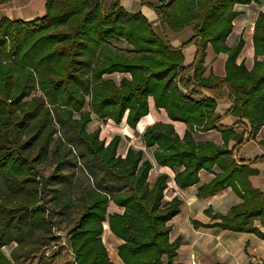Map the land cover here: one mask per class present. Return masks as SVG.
<instances>
[{"label":"trees","instance_id":"16d2710c","mask_svg":"<svg viewBox=\"0 0 264 264\" xmlns=\"http://www.w3.org/2000/svg\"><path fill=\"white\" fill-rule=\"evenodd\" d=\"M251 3L259 0L159 1L154 11L161 24L172 32L192 28L193 36L179 48L162 41L142 14L125 12L119 0L108 11L102 0H46L44 16L34 21L0 19V264H38L29 258L50 241L52 246L62 244L52 235L57 224L50 223L39 206L42 192L37 182V168L50 153L58 128L69 131L83 148L81 158L87 156L104 176L129 186L125 194H109L105 188L85 194L80 217L67 236L72 263L62 264H112L101 239L105 223L121 241L117 248L121 264H177L174 258L182 240L170 241L168 223L179 214L181 201L165 200L168 175L161 173L149 183L152 164L143 150L128 147L120 156L119 135L106 144L99 139V130L87 132L91 115L115 125L124 121L135 129L149 113V98L171 121L188 127L180 139L172 124L158 122L141 137L145 148L155 147L156 164L173 171L175 185L180 189L198 185L199 171L223 163L221 173L198 186V197L230 187L242 200L225 215L205 210L217 222L194 221L193 227L264 240V232L254 226L259 221L264 228V193L248 179L256 173L250 164L262 163L264 157L240 164L228 149L234 127L247 126L250 140L264 126V11L253 24L251 70L236 63L243 40L232 49L225 44L239 14L234 6ZM190 44L195 57L185 67L182 48ZM208 45L215 54H227L221 78L203 77ZM116 73L128 77L116 83L110 77ZM202 90L209 96H202ZM224 90L231 102L227 115L238 119L232 127L222 126V117L215 113ZM210 130L220 133L221 145L196 142L192 136L194 131ZM52 155L58 175L67 162L57 150ZM110 203L123 211L108 214ZM70 205L71 199L64 198L56 207L65 214ZM11 243L15 247L6 256L2 248Z\"/></svg>","mask_w":264,"mask_h":264},{"label":"crops","instance_id":"0c3cea01","mask_svg":"<svg viewBox=\"0 0 264 264\" xmlns=\"http://www.w3.org/2000/svg\"><path fill=\"white\" fill-rule=\"evenodd\" d=\"M115 1L116 0H102V7L104 11H108ZM159 1L166 3L168 0H119V5L127 13L142 14L151 25L154 33L162 41L168 43L173 48H179L193 36L192 28L188 27V30L183 32L184 34H180V32H172L166 25L161 24L154 11V6H156ZM45 2L46 0L2 1L0 2V19L5 18L10 21L19 20L23 22L34 21L44 16ZM253 5L256 4L251 3L250 5L234 6V10L239 14L233 20L232 31L225 42L226 46L232 49L237 44L238 40H243L244 45L236 59V63L240 64L242 62L249 70L253 68L255 62L252 47V32L253 24L256 20L258 12L248 16L249 13L247 10L251 9ZM260 11H264V9ZM182 31H184V29L181 30V32ZM245 31L246 35L243 34ZM246 43L251 45L247 53L244 51ZM195 52L196 49L192 44H190V46L185 45L182 48L183 65L185 67L191 65L195 57ZM205 53L206 55L203 62V77L208 78L211 74L216 77H223L225 75L224 67L227 54H215L210 45L207 46ZM114 75L120 76L119 80L123 76L128 77V75L117 73L111 75L110 77ZM200 94L202 96H209V94L203 90L200 91ZM230 106L231 102L228 99V91L224 90L221 97L217 99L215 108L216 115L222 117L220 124L224 127L235 126L238 122V119L234 116L227 115ZM142 120L144 121L142 122ZM142 120H140L141 122L139 121L140 123L136 125L135 129H130L123 121L124 131H126L125 133L136 132L138 134L139 145L134 146L133 144H130L128 147H132L135 150H143L145 158L151 162L152 169L148 175L149 183L152 184L155 178L161 173L168 175V187L165 191V198L166 200H170L173 197H177L181 201L179 214L184 212L183 216L185 220V227H183V225L180 226V224L177 227L176 224H173L176 220H178L176 216L168 223L171 225L169 239L170 241H173L177 237L181 238L182 241L180 247L185 245L186 251H189L188 264H264V240L258 239L255 235L222 231L216 228H194L192 225V222L194 221L200 224L216 223L217 221H213L205 215V210L209 208L212 209L214 214L225 215L231 207L242 202V200L237 197L235 192L230 187H227L221 192L206 198H199L197 195L198 186L209 183L216 174L221 173L223 163L221 166L215 165L210 171H199L198 185H194L186 189L178 188L174 182L173 171L167 167H160L156 164L153 159V151L155 147L150 149L145 148L141 137L144 130L148 126L158 122L163 124H172L180 139L183 138L188 127L183 123L171 121L167 117L164 110L155 109L151 98H149V113L145 116V118H142ZM243 122L245 124V121ZM234 132L235 138L229 141L228 149H232L234 151L233 156L237 163L247 164L256 158L264 157V146L260 144V142H264V126L259 130L255 139L248 140L249 130L247 126L242 128L234 127ZM126 136L130 137L129 134ZM192 136L196 142H210L215 145H221L223 143L220 133L216 130L206 132L194 131ZM240 139H242V143L237 145ZM124 154L122 156H124ZM249 167L250 169L256 171L254 175H251L248 178L251 186L264 193V162L250 164ZM108 208L111 209L110 214L121 213L123 211L121 208L116 207L113 203H110ZM254 226L261 232H264V228L261 227L259 221H255ZM110 233L111 232L108 229L107 223H105L103 225V233L101 235L102 242L112 264H121L117 255V248L121 244V241L114 236L116 238L115 240ZM187 234H189L188 237ZM186 258L187 256H185L182 260L187 261Z\"/></svg>","mask_w":264,"mask_h":264},{"label":"rangeland","instance_id":"374dc122","mask_svg":"<svg viewBox=\"0 0 264 264\" xmlns=\"http://www.w3.org/2000/svg\"><path fill=\"white\" fill-rule=\"evenodd\" d=\"M262 9H264V0H260L259 4L253 5L251 9L247 10L249 13L248 16L256 14ZM186 30H188V27L184 28V31H180V34H184L183 32ZM245 33L246 31L243 32L244 35H246ZM120 46L123 47V44ZM250 46V44L246 43L244 49L246 53ZM111 78L118 83L120 76L114 75ZM143 121L144 120H142V122ZM97 130L100 132L99 139L106 144L116 135L121 137V142L117 149V155L122 156L130 144H133L134 146L139 145L138 134L136 132L125 133L126 131H124L123 122L120 125H115L110 120L100 121L91 115V121L87 126V132L91 133ZM127 134H129L130 137H127ZM55 150H57L67 162L58 175L55 171L58 163L52 155V152ZM83 152V148L77 145L69 131H63L59 128L57 129V133L53 137L50 153L44 162H42L37 168V182L42 192L39 206L45 210L44 214L46 219L52 224H57L52 230V235L60 237L62 241L61 245H64L65 248L62 249L60 247L61 245L52 246V241H50L45 249L39 250L37 255L29 258V261L38 262V264H62V261L66 260L72 263V255L67 246V236L69 231L77 224V220L82 211V201L85 194L97 190L98 188H105L109 194H125L128 192L129 186L126 183L123 181L117 182L116 180H112L107 175L104 176L99 167L92 163L87 156L81 158L80 156ZM0 188H2L1 182ZM54 196H56V200L53 199ZM64 198H70L71 205L65 214H61L59 213L61 210L56 207V204ZM107 213L110 214L111 209L108 208ZM183 213L184 212L176 216L178 220L173 224H176L177 227L179 224L180 226L183 225V227H185ZM111 236L113 235L111 234ZM188 236L189 234H187V237ZM114 239L116 240L115 237ZM14 246L15 244L11 243L2 248V251L6 256H10L11 250ZM185 248V245L180 247L177 257L174 260L175 263H189V251H186ZM185 256H187V261L182 260ZM14 264H21V261H15Z\"/></svg>","mask_w":264,"mask_h":264}]
</instances>
